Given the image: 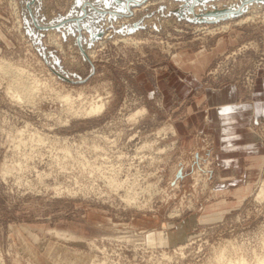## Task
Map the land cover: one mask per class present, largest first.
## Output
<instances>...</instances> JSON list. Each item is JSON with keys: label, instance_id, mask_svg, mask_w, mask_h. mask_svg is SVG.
Instances as JSON below:
<instances>
[{"label": "rangeland", "instance_id": "rangeland-1", "mask_svg": "<svg viewBox=\"0 0 264 264\" xmlns=\"http://www.w3.org/2000/svg\"><path fill=\"white\" fill-rule=\"evenodd\" d=\"M87 1L97 5L0 0V59L39 84L18 101L8 90L15 76L0 70V264H256L264 175L217 188L212 134L195 131L189 143L177 123L204 90L253 91L264 72V4L192 22L174 14L178 0H145L103 15L104 33L89 45L98 21L86 18ZM28 32H41V44ZM225 36L199 85L180 91L172 77L190 69L175 59ZM56 91L71 93L74 109L100 98L105 108L72 113ZM252 128L264 142V117Z\"/></svg>", "mask_w": 264, "mask_h": 264}, {"label": "crops", "instance_id": "crops-1", "mask_svg": "<svg viewBox=\"0 0 264 264\" xmlns=\"http://www.w3.org/2000/svg\"><path fill=\"white\" fill-rule=\"evenodd\" d=\"M229 42L228 36L221 37L210 52L200 50L193 55L186 51L179 55L175 59L179 67L190 69L183 80L172 77L179 90L186 94L197 87L212 57ZM263 117L264 72L259 74L249 94L232 83L202 91L192 99L187 116L177 123V130L189 143L195 131L212 134L218 161L217 188L227 189L230 181L260 180L264 175V142L252 136L253 125Z\"/></svg>", "mask_w": 264, "mask_h": 264}, {"label": "water", "instance_id": "water-1", "mask_svg": "<svg viewBox=\"0 0 264 264\" xmlns=\"http://www.w3.org/2000/svg\"><path fill=\"white\" fill-rule=\"evenodd\" d=\"M96 6L92 3V1H87L86 3L89 5H93L92 12L87 8L86 18L89 20L95 19L94 22L98 21V23L94 24L89 28L90 29V38L87 39V44H92L98 38H101L103 35V29L99 26V20L105 15L106 13H110L112 16H123L124 14H131V7L135 5H139L145 0H96ZM180 1L179 7L174 11V14L178 16V18H186L192 22H216L219 20L233 18L238 16L243 10H246L249 5L253 3H263L264 0H239V2H231L229 4H224L223 7L218 8L214 2L207 6L209 1H216V0H178ZM195 6H200L198 12L194 10ZM184 15H187L185 17ZM30 35H34L37 37L36 42L41 44L40 37L41 32H28ZM74 34V32H70ZM80 40V36H79ZM80 43V41H79ZM82 51L84 52V47L81 46Z\"/></svg>", "mask_w": 264, "mask_h": 264}, {"label": "bare ground", "instance_id": "bare-ground-1", "mask_svg": "<svg viewBox=\"0 0 264 264\" xmlns=\"http://www.w3.org/2000/svg\"><path fill=\"white\" fill-rule=\"evenodd\" d=\"M257 11V10H256ZM247 17L242 18L240 21H245ZM249 20V19H248ZM241 23V22H240ZM228 26V25H227ZM126 40V39H125ZM137 41V40H136ZM0 70L5 71L7 73H9V75L12 73L16 80L14 79V81L12 82L11 85H9V92L10 97H13L15 99H17L18 101H22L23 99H26L28 96L30 95H35L37 94V92L39 91L38 89V81L37 79H33V81L35 82H31L27 80L28 75H27V71L20 67V66H16L13 63L7 61V60H3L0 59ZM1 71V72H2ZM30 78V77H29ZM28 78V79H29ZM37 78V77H36ZM13 79V78H12ZM15 82V83H14ZM42 84V82H41ZM44 84H46L44 82ZM45 86V85H44ZM43 87V86H42ZM51 89V87H50ZM38 90V91H37ZM53 90V89H52ZM8 92V94H9ZM53 92V91H52ZM54 93V92H53ZM57 98L59 100H61L63 103L67 104L69 107L70 112L72 113H82L84 115H88L91 116L93 114H97L98 112L102 111L105 108V102L100 98V100H96V101H91L86 107L83 108H78V109H74V105H73V96L71 93H63L60 91H56L55 92ZM12 95V96H11ZM81 96V95H80ZM54 97V96H53ZM28 99V98H27ZM141 111H136L134 112L130 118H134L135 116L137 117V115L140 113ZM144 112V110H143ZM136 119V118H135ZM22 132V130H21ZM253 138H255V140L259 139L258 134L256 133H252ZM21 136V135H20ZM20 144H18L17 146H19ZM6 172V171H5ZM260 189H259V196H263L264 195V178L260 181ZM258 193V192H257ZM220 256V255H219ZM221 258H223V256L221 255L220 257H218V259L221 260ZM218 261V260H217ZM228 264L230 263V260L227 262ZM219 264V263H218ZM220 264H224V263H220ZM256 264H264V257L263 258H259Z\"/></svg>", "mask_w": 264, "mask_h": 264}]
</instances>
